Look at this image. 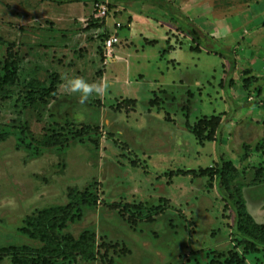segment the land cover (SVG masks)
Listing matches in <instances>:
<instances>
[{"label": "rangeland", "instance_id": "374dc122", "mask_svg": "<svg viewBox=\"0 0 264 264\" xmlns=\"http://www.w3.org/2000/svg\"><path fill=\"white\" fill-rule=\"evenodd\" d=\"M177 1L199 9L195 43ZM168 3L177 14L152 0H0V247L31 245L19 234L26 217L80 202L74 190L90 203L57 235L90 237L94 259L69 249L52 264H264L223 201L240 198L264 223V0ZM73 75L110 87L81 105L64 86ZM54 78L51 98L24 106L31 82ZM52 136L68 144L34 143ZM221 165L233 170L229 193L210 174L170 176ZM152 206L166 211L149 223Z\"/></svg>", "mask_w": 264, "mask_h": 264}, {"label": "trees", "instance_id": "16d2710c", "mask_svg": "<svg viewBox=\"0 0 264 264\" xmlns=\"http://www.w3.org/2000/svg\"><path fill=\"white\" fill-rule=\"evenodd\" d=\"M40 2H48L57 6L73 4V3H85L93 2L97 3L99 0H37ZM156 5L163 7L171 15L177 14V9L174 5L168 3L166 0H152ZM186 20V19H185ZM191 24V37L195 43L197 40L198 28ZM1 45H7L5 42H1ZM200 46V45H198ZM59 84L58 78H54L49 86L44 87L38 83H30V90L26 92L23 102L25 107L33 106L37 103H45L56 92V86ZM3 97V96H2ZM4 98V97H3ZM133 105V102L131 103ZM216 119V118H212ZM203 121V120H202ZM200 121L199 123H201ZM216 122H218L216 120ZM200 125V124H198ZM217 124L214 125L213 129ZM28 135L30 131L28 128H24ZM34 141V140H33ZM69 140H64L62 136L46 137L41 142H35L37 145L43 148L52 147H65ZM228 171H233L229 165L228 167L218 166L216 169L208 168L204 170L195 171H176L170 173V176H199L205 177L210 174L216 177L218 183V190H224L229 193V179ZM264 173V172H263ZM261 170H257L256 177L259 178L258 183H262L260 180L263 174ZM80 198V202L72 201L65 206H55L42 209L34 214L26 217L24 226L20 229V235L26 237L30 244L29 246H16L9 245L7 247H0V261L3 259H10L11 264H52L57 259L64 258L69 255V249H77L78 254H82L88 257V260H93L92 254L86 251L88 244L83 240H88L90 237L81 235L80 240L73 241L71 238L58 237L57 229L59 226L64 225L67 222L78 220L81 218L82 208L88 207L90 200L84 194L78 195L74 190H69L68 197L74 200L76 197ZM232 197L229 195L227 198H223L226 203V207H229V211L232 214V221L234 225L235 235L243 240L246 247L252 251L257 249L264 250V223L256 224L252 217L247 213L244 202L238 198V201L232 203ZM228 202L230 204H228ZM112 210L119 209L120 213L129 215V209L131 207L128 204L120 206L119 204H111L109 206ZM141 207V206H140ZM166 211L163 206H152L148 208L144 221L153 222L154 218L162 215ZM127 219L131 218L127 216ZM86 253L89 255L87 256ZM227 264H245L243 260L237 259L235 262L229 261Z\"/></svg>", "mask_w": 264, "mask_h": 264}, {"label": "clouds", "instance_id": "9594fccd", "mask_svg": "<svg viewBox=\"0 0 264 264\" xmlns=\"http://www.w3.org/2000/svg\"><path fill=\"white\" fill-rule=\"evenodd\" d=\"M65 88L68 92L75 94L78 102L83 105L93 95H102L110 87L108 81L92 82L89 83L86 79L81 76H70L65 80Z\"/></svg>", "mask_w": 264, "mask_h": 264}, {"label": "crops", "instance_id": "0c3cea01", "mask_svg": "<svg viewBox=\"0 0 264 264\" xmlns=\"http://www.w3.org/2000/svg\"><path fill=\"white\" fill-rule=\"evenodd\" d=\"M166 1H169V0H166ZM177 4H178V1H177ZM177 6L180 8L179 12L184 16L186 21L192 23L198 29L205 27V23H203V21H201V17H198L199 9L197 6L193 7V8H188V9H184L179 4Z\"/></svg>", "mask_w": 264, "mask_h": 264}, {"label": "built area", "instance_id": "2783aa9c", "mask_svg": "<svg viewBox=\"0 0 264 264\" xmlns=\"http://www.w3.org/2000/svg\"><path fill=\"white\" fill-rule=\"evenodd\" d=\"M98 12H99V15H101V16L98 15L96 17L104 16L105 15V8L103 6H101L100 10L98 8ZM117 42H118L117 38L111 37L109 40H107V42H105V45H104L105 48L104 49L109 52L112 49L113 45L117 44Z\"/></svg>", "mask_w": 264, "mask_h": 264}]
</instances>
